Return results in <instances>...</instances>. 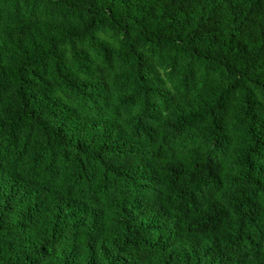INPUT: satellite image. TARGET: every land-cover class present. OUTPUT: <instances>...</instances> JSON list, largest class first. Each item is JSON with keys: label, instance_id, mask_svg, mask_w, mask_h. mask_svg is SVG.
Instances as JSON below:
<instances>
[{"label": "trees", "instance_id": "trees-1", "mask_svg": "<svg viewBox=\"0 0 264 264\" xmlns=\"http://www.w3.org/2000/svg\"><path fill=\"white\" fill-rule=\"evenodd\" d=\"M0 264H264V0H0Z\"/></svg>", "mask_w": 264, "mask_h": 264}]
</instances>
